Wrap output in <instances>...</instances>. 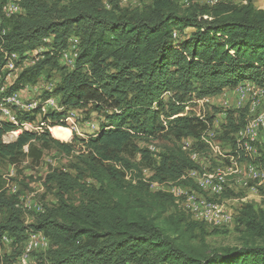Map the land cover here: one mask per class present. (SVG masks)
Masks as SVG:
<instances>
[{
	"label": "trees",
	"instance_id": "trees-1",
	"mask_svg": "<svg viewBox=\"0 0 264 264\" xmlns=\"http://www.w3.org/2000/svg\"><path fill=\"white\" fill-rule=\"evenodd\" d=\"M8 1L0 0V70L12 54L19 55L17 66L35 61L9 92L58 72L60 81L44 99L58 98L60 110L41 115L40 131H23L10 143L4 137L19 128L0 123V246L8 237L22 252L30 234L42 232L49 249L33 254L36 264H264L263 210L244 204L236 215L239 244L213 250L194 236L208 223L191 221L172 195L151 191L143 180L144 170L164 183L198 168L182 141L192 139L193 150L204 151L203 135L214 117L188 115L192 102L245 81L264 87V10L255 0H189L187 8L180 0H150L141 9L125 8L121 0H21L24 13L6 19L2 6ZM174 32L180 35L176 40ZM72 45L77 56L67 70L63 53ZM35 51L38 57L30 59ZM43 104L20 115V122H36ZM76 111L86 122L97 115L98 131L59 141L52 128L69 129L68 115ZM243 127L228 117L222 140L233 141L230 134ZM166 141L157 155L140 147ZM52 151L69 165L46 175L55 203L43 206L36 223L27 226L23 191L16 184L14 192L11 182L18 181H6L2 171L39 166ZM180 184L197 189L189 180ZM18 257L2 256L0 264Z\"/></svg>",
	"mask_w": 264,
	"mask_h": 264
},
{
	"label": "rangeland",
	"instance_id": "rangeland-1",
	"mask_svg": "<svg viewBox=\"0 0 264 264\" xmlns=\"http://www.w3.org/2000/svg\"><path fill=\"white\" fill-rule=\"evenodd\" d=\"M235 2L240 3L241 0H236ZM181 6L182 8L188 7L186 4H182ZM190 31L191 30H187L185 34L189 33ZM178 36L180 37L179 34ZM41 49H39L38 52L42 51ZM35 57L37 58L38 56L34 53L30 59ZM29 62V64H31L32 61L30 60ZM67 68V70L71 69L70 65H67ZM50 75V77L42 75L35 85H29L22 89V98L26 105H29L30 103H44L43 105L45 106L46 112L54 111L56 109L60 110L58 106V98H52L53 103L48 102L49 100L45 102L44 99V96L47 93H52L61 77V74L58 72H52ZM262 88L264 89V87ZM169 97L170 95H166L165 99L168 100ZM207 99L209 100L207 101ZM207 99L202 100L201 103H199L198 100H195L186 109V113L191 116H200L204 119L208 117H214L212 126H210L205 132L212 135L214 150L211 151L208 148H205V150L201 152V168H203V172H209V175H206V177L216 174L217 170L223 171L228 176V187L222 196L213 198L207 193L209 197L206 194L204 197L206 201H212L218 205V214H220L219 218L216 219V222H213V220L207 222L208 225H203L202 228H198L194 232L196 243H199L201 239H204L206 245H208L210 249L214 250L222 247L236 246L239 244L240 231L242 229L238 226L236 215L244 204H252L257 211H264V189H258V187H262L264 184H262L258 179L249 177V172L247 169V165L251 162H254L259 166H263L264 168V162L261 161V156L259 157L258 153H254V156L248 155V153L242 150V148H240V155L237 156L236 149L238 148V144L236 143V147L233 145L234 140L242 138L240 135L247 130L249 123H254L256 121L258 115L261 113L260 110H262V112L264 111V99L259 102L260 98L259 96H256V93H252L248 98L247 96L242 95L237 90L233 89H226L219 95L209 97ZM257 101L260 103L259 106L256 105ZM253 108L255 109L254 114L252 111ZM68 116L69 118L67 119V123L72 134L71 139L66 140L70 135L63 138L56 135L55 129H61L62 127L52 128V132L61 142H72L74 137L73 133H75V135L80 139H87L99 129V119L97 115H93L88 122L85 120V115L79 111L71 112ZM230 116L237 123H243L244 127L241 128L237 133L230 134L229 139H233V141L228 140L225 142L221 138L223 132L222 128L227 124V119ZM40 120L41 118L38 117L32 131H40ZM4 141L7 142L8 139L4 138ZM185 141L186 140L182 141V145H184ZM255 144V148L260 153H264V129L259 131V138ZM168 145L169 144L167 141L153 143L140 142L141 148H154V150H150L154 155L163 153L165 151V147ZM76 147L77 150H80L82 146L80 143H76ZM214 153L217 154L215 155ZM232 157H235L236 159L235 165H230V158ZM154 158L158 159L157 156H154ZM68 165V158L58 155L56 152L52 151L51 153L46 154L42 164L39 166L31 167L29 164H23L18 170L14 169L13 167H7L2 171L5 175L4 179H6V181L10 179H16L19 183L11 182L12 186L18 184V188L23 191L21 204L22 208L25 209V213L23 214V221L25 225L28 226L36 223L40 210H44L43 206H51L55 203L53 192H51L49 188L47 189L44 184L46 175L50 173L52 169H65ZM236 172L238 173L236 174ZM27 178L32 180L30 184L26 180ZM151 178L152 172L149 170L146 173V184L149 186L151 191L155 192V188L152 190ZM20 182L27 183L29 185L28 188L25 189L22 187ZM51 188L53 189V187ZM73 198L79 200L80 196L73 195ZM177 202L179 204V209L187 215L188 213L186 212V207L184 204L180 203L178 200ZM229 210L234 214L235 217L232 218V213H229ZM189 217L191 216L189 215ZM190 220L192 221V219ZM23 249L24 246L21 249L22 252L16 253L12 245H1L0 257L8 256L9 258L14 259L18 257V255L21 256L23 254ZM42 253L43 252L34 254L35 256L38 255L40 257ZM17 263L18 259L14 264Z\"/></svg>",
	"mask_w": 264,
	"mask_h": 264
},
{
	"label": "built area",
	"instance_id": "built-area-1",
	"mask_svg": "<svg viewBox=\"0 0 264 264\" xmlns=\"http://www.w3.org/2000/svg\"><path fill=\"white\" fill-rule=\"evenodd\" d=\"M63 3H73L77 2L78 0H61ZM182 4L189 5V0H180ZM198 3L201 4V0H197ZM150 0H121V4L123 7L128 9H137L143 8L145 5H148ZM21 0H10L5 5L2 6V15L4 18L9 19L15 16H20L24 13L21 7ZM1 25V19H0ZM174 39L178 38V33L174 32L173 34ZM50 39H47L46 42H49ZM40 52V51H39ZM35 54L38 52L35 51ZM33 53V54H34ZM76 46L72 45L69 50H66L63 53V60L68 65H74V59L76 58ZM19 55L12 54L7 56L5 65L0 70V123H8L14 125L15 127L19 128L17 131H13L7 134L4 138L8 139L7 143L15 141L19 133L23 131L34 132L32 131L34 124L36 122H26L21 123L19 120L20 115L31 112L41 104L38 103H30L26 105L23 102L22 93L23 91L20 90L15 93H10V88L16 83L19 75L30 66L34 65L35 61H32L29 64L30 60H24L19 66L16 65V62L19 63ZM21 69V71H20ZM20 71V72H19ZM236 90L245 96H249V93H256L259 94L262 91V88L256 89H248L247 84L239 85ZM48 102L53 103V99H50ZM201 103V100H198ZM57 110V109H56ZM48 112V111H47ZM45 110V106L42 105V112L40 114L44 115L47 113ZM201 119V117L199 116ZM264 129V112L261 110L260 114V127ZM203 136H206L203 135ZM10 138V139H9ZM245 138V136L243 137ZM12 140V141H11ZM212 139H207V148L212 151ZM194 141L192 139H188L185 141L183 145V150L189 152V156L191 160L198 166L197 169L192 171H188L185 175L181 178V180L177 182H164L160 183L158 181H152V190L155 188V192H162L172 195L176 200L180 203H183L186 207V212L191 216L193 221L201 222V217H211L213 222H216V219L219 218L218 212H211L210 209L201 210V182H206V175H209V172H203V168H201V152L193 150ZM154 150L151 148L150 150ZM221 151V148H220ZM234 152V151H233ZM215 155L217 153H214ZM219 155V154H218ZM259 155V153H258ZM236 159L235 157L230 158V165H235ZM149 170L143 171V180H146V173ZM219 170H217L218 174ZM256 173V164L254 168V174ZM153 176V173H152ZM189 180L196 186L197 189H194L190 186H186L182 183V181ZM14 192L17 191V186H12ZM208 189H215V185L208 184ZM226 189V186H225ZM258 189H264V186L258 187ZM43 210L41 209L40 212ZM229 213H232L229 210ZM235 217L232 213V218ZM10 245L11 240L8 237H4L2 240V245ZM49 249V240L45 237L42 232L38 233H31L29 238L26 241L25 247L23 249V254L19 257L17 264H36L33 260V254L39 252H47Z\"/></svg>",
	"mask_w": 264,
	"mask_h": 264
},
{
	"label": "bare ground",
	"instance_id": "bare-ground-1",
	"mask_svg": "<svg viewBox=\"0 0 264 264\" xmlns=\"http://www.w3.org/2000/svg\"><path fill=\"white\" fill-rule=\"evenodd\" d=\"M220 1H225V0H205V2L207 4H210V5H214L215 3L220 2ZM226 1H236V0H226ZM247 85H248V89L262 88V87L254 86V85H250V84H247ZM251 94L252 93H249L248 98L251 96ZM256 96H259V98H260L259 102H261L262 99H264V89L262 88V91H260L259 94H256ZM252 98H255V97H252ZM259 102L258 101L256 102L257 106L260 105ZM252 111H253V114H254L255 109L253 108ZM260 114L258 115L256 121L254 120L255 121L254 123L250 122L251 124L249 123V126L247 127V130L244 133H241L240 136H242V138H238L237 140H235V141H237L236 143L238 145H240V147L238 149H236V153L238 151L240 152V150H241L240 148H242V150H244L246 153H248V155H253L254 153H256V154L259 153V157L261 156V153L255 148V145H256L255 143L258 141L259 131L261 130V128H259L260 127ZM55 132H56L57 136L62 137V138L66 137L67 133H69L68 130L62 129V128L61 129H56ZM244 136H245V138H243ZM209 138L212 139V135L211 134L203 136V140L206 143H207V139H209ZM212 150H214L213 143H212ZM255 164L256 163L251 162V163H249L247 165V169H248V172H249V177H251L253 179H258L262 184H264V172H263L264 168H263V166H259V165L256 164V173L254 174ZM237 173L238 172H236V174ZM228 183H229L228 176L223 171H219L218 174L216 172V174H214V175L207 176L206 177V182H201V196H203V197H201V210L210 209L211 212H218V205L215 202L206 201L204 197L206 195L208 196V194L210 195V197L212 196L213 198L222 196L224 194V192L226 191L227 187H228ZM208 184L215 185V189H208ZM225 186H226V189H225ZM211 220H213L211 217H201V221L202 222H206L207 223V222H210Z\"/></svg>",
	"mask_w": 264,
	"mask_h": 264
},
{
	"label": "crops",
	"instance_id": "crops-1",
	"mask_svg": "<svg viewBox=\"0 0 264 264\" xmlns=\"http://www.w3.org/2000/svg\"><path fill=\"white\" fill-rule=\"evenodd\" d=\"M244 0H241V2L243 3ZM240 2V3H241ZM255 6L258 8V9H262L264 10V0H255ZM243 84H250V85H254L256 86L253 82H250V81H245ZM233 90H236V89H233ZM209 100V99H207ZM63 129V128H62ZM56 130V129H55ZM69 131V133H67V136H69L71 134V131L69 129H66Z\"/></svg>",
	"mask_w": 264,
	"mask_h": 264
}]
</instances>
